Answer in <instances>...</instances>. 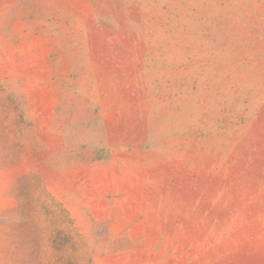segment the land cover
<instances>
[{
	"label": "rangeland",
	"instance_id": "1",
	"mask_svg": "<svg viewBox=\"0 0 264 264\" xmlns=\"http://www.w3.org/2000/svg\"><path fill=\"white\" fill-rule=\"evenodd\" d=\"M0 264H264V0H0Z\"/></svg>",
	"mask_w": 264,
	"mask_h": 264
}]
</instances>
